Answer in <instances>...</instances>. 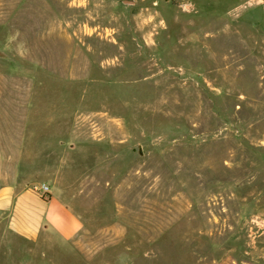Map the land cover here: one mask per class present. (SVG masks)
<instances>
[{"label":"rangeland","instance_id":"374dc122","mask_svg":"<svg viewBox=\"0 0 264 264\" xmlns=\"http://www.w3.org/2000/svg\"><path fill=\"white\" fill-rule=\"evenodd\" d=\"M24 103L83 219L51 264H264V0H0Z\"/></svg>","mask_w":264,"mask_h":264},{"label":"crops","instance_id":"0c3cea01","mask_svg":"<svg viewBox=\"0 0 264 264\" xmlns=\"http://www.w3.org/2000/svg\"><path fill=\"white\" fill-rule=\"evenodd\" d=\"M24 104L23 113L0 111V264H51L53 246L66 248L83 230V219L62 199L64 189L57 182L56 193L51 187L46 197L37 191L48 186L36 180L45 179L46 169L50 173L51 138L37 154Z\"/></svg>","mask_w":264,"mask_h":264},{"label":"built area","instance_id":"2783aa9c","mask_svg":"<svg viewBox=\"0 0 264 264\" xmlns=\"http://www.w3.org/2000/svg\"><path fill=\"white\" fill-rule=\"evenodd\" d=\"M38 192H40L41 194H43V196H48L50 193V188L47 185H43L40 188H36Z\"/></svg>","mask_w":264,"mask_h":264}]
</instances>
